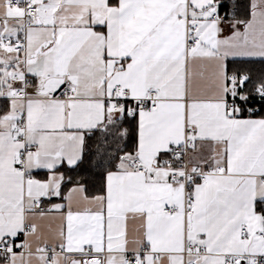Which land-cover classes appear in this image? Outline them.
Returning <instances> with one entry per match:
<instances>
[{
	"label": "snow or ice",
	"instance_id": "obj_1",
	"mask_svg": "<svg viewBox=\"0 0 264 264\" xmlns=\"http://www.w3.org/2000/svg\"><path fill=\"white\" fill-rule=\"evenodd\" d=\"M0 264H264V0H0Z\"/></svg>",
	"mask_w": 264,
	"mask_h": 264
}]
</instances>
